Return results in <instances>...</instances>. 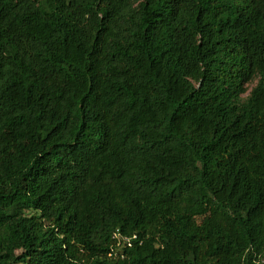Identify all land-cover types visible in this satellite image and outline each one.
Segmentation results:
<instances>
[{
    "label": "trees",
    "instance_id": "obj_1",
    "mask_svg": "<svg viewBox=\"0 0 264 264\" xmlns=\"http://www.w3.org/2000/svg\"><path fill=\"white\" fill-rule=\"evenodd\" d=\"M0 264H264V0H0Z\"/></svg>",
    "mask_w": 264,
    "mask_h": 264
},
{
    "label": "rangeland",
    "instance_id": "obj_2",
    "mask_svg": "<svg viewBox=\"0 0 264 264\" xmlns=\"http://www.w3.org/2000/svg\"><path fill=\"white\" fill-rule=\"evenodd\" d=\"M257 81H258V79H255L253 82H251L250 84L247 85V89H248V91H249L252 87H254V86L256 85ZM246 94H247V93H246ZM246 94H244V96H245Z\"/></svg>",
    "mask_w": 264,
    "mask_h": 264
}]
</instances>
